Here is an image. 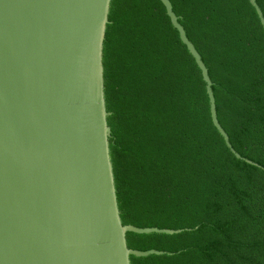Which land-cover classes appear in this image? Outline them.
<instances>
[{"label": "trees", "instance_id": "obj_1", "mask_svg": "<svg viewBox=\"0 0 264 264\" xmlns=\"http://www.w3.org/2000/svg\"><path fill=\"white\" fill-rule=\"evenodd\" d=\"M112 0L104 43L110 153L132 264H264V26L250 0ZM264 15V0H256ZM247 161L255 163L250 165Z\"/></svg>", "mask_w": 264, "mask_h": 264}, {"label": "water", "instance_id": "obj_2", "mask_svg": "<svg viewBox=\"0 0 264 264\" xmlns=\"http://www.w3.org/2000/svg\"><path fill=\"white\" fill-rule=\"evenodd\" d=\"M206 83L170 0H160ZM112 0H0V264H132L110 153L104 43ZM264 26L256 0H250ZM250 165L257 166L251 161Z\"/></svg>", "mask_w": 264, "mask_h": 264}]
</instances>
